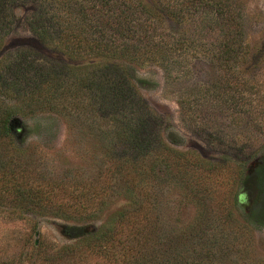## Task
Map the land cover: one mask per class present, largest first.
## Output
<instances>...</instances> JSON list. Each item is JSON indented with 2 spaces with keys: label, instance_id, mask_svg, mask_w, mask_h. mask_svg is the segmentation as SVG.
<instances>
[{
  "label": "trees",
  "instance_id": "obj_1",
  "mask_svg": "<svg viewBox=\"0 0 264 264\" xmlns=\"http://www.w3.org/2000/svg\"><path fill=\"white\" fill-rule=\"evenodd\" d=\"M214 1L216 7L194 14L193 0H0V196L56 217L97 218L106 205L105 194L96 200L99 197L91 198L93 194L68 190L70 173L55 177L43 170L30 171L23 163L25 149L14 139L11 120L48 111L66 119L95 121L99 111H109L113 141L128 139V157L113 160L116 170L111 171L118 179L126 166L132 202L85 236L87 246L121 231L127 240L126 264H238V256L246 251L242 245L249 244L251 237L202 234V230L191 232L188 239L177 235L176 241L163 242L154 189L157 163L183 179L192 177L194 169L212 173L223 167L159 137L155 113L134 75V65L153 63L167 78H186L195 61L206 59L226 71L219 73L225 79L219 83L229 85L231 78L240 76L239 61L250 52L245 30L233 12ZM19 11H25L22 16L30 31L55 55L33 53L26 47L5 49L7 37L22 18ZM210 24L217 31L206 27ZM205 34L207 40L201 41L199 36ZM232 82L230 89L235 91L244 84ZM230 89L227 100L234 99ZM221 95L215 97L218 106ZM206 99L213 98L210 88L203 86L197 99L189 91L178 98V104L185 118L197 120L192 117V103ZM67 194L73 202L65 200ZM223 222L235 225L229 218Z\"/></svg>",
  "mask_w": 264,
  "mask_h": 264
},
{
  "label": "rangeland",
  "instance_id": "obj_2",
  "mask_svg": "<svg viewBox=\"0 0 264 264\" xmlns=\"http://www.w3.org/2000/svg\"><path fill=\"white\" fill-rule=\"evenodd\" d=\"M193 1L194 14L216 7L214 0ZM217 1L237 17L250 46L237 66L240 76L229 79V85L219 83L225 81L219 73L226 71H220L215 62L200 59L193 63L189 76L175 80L167 78L156 64L134 65L135 84L155 113L159 137L180 151L223 167L212 173L194 169L192 177L183 179L162 163L156 164L159 176L154 189L163 242L176 241L177 235L188 239L191 232L201 234L202 230L210 235H243L251 241L242 245L246 251L238 256V264H259L264 259V0ZM29 11L26 7V14ZM18 13L25 15V11ZM23 16L7 37L5 49L26 47L33 53L55 55L38 41ZM211 30L217 31L215 27ZM199 37L207 40L206 34ZM232 80L244 84L238 91L232 87L234 99L227 100ZM203 86L210 88L213 99L192 103V117L197 120H188L178 98L190 91L195 100ZM217 94H222L221 106L215 100ZM108 113L99 111L95 121L66 119L48 111L11 120L14 139L24 147L23 163L30 171L43 170L55 177L70 173L68 190L93 194L91 198L99 197L96 200L105 194L106 205L97 218H63L0 196V264H126L127 240L121 231L95 240L91 246L85 240L132 202L126 166L118 179L111 171L115 159L128 157V139L113 141ZM64 196L74 201L70 194ZM224 218L235 225L229 226Z\"/></svg>",
  "mask_w": 264,
  "mask_h": 264
}]
</instances>
